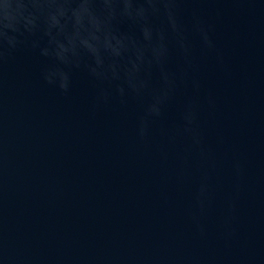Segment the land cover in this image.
<instances>
[{"label": "water", "instance_id": "95a60500", "mask_svg": "<svg viewBox=\"0 0 264 264\" xmlns=\"http://www.w3.org/2000/svg\"><path fill=\"white\" fill-rule=\"evenodd\" d=\"M183 7L186 23L198 10L216 49L203 50L192 38L199 92L180 85L151 123L147 145L136 135L146 101L130 96L122 105L114 96L94 109L97 86L84 71L74 72L62 95L42 80L44 60L27 48L4 65L0 231L24 264L153 255L264 264V0ZM177 64L173 52L169 68ZM152 83H159L155 71ZM192 97L214 167L187 137L170 143L161 135L182 126L181 107ZM205 168L210 203L201 237L189 212ZM230 202L233 234L225 237Z\"/></svg>", "mask_w": 264, "mask_h": 264}, {"label": "clouds", "instance_id": "9594fccd", "mask_svg": "<svg viewBox=\"0 0 264 264\" xmlns=\"http://www.w3.org/2000/svg\"><path fill=\"white\" fill-rule=\"evenodd\" d=\"M199 0H0V108L3 103L2 69L12 55L27 48L44 60L41 78L62 95L73 86V74L84 71L96 84L93 108L107 106L118 97L122 105L130 96L146 101L138 119L136 135L147 145L150 125L163 116L165 106L181 84L190 83L199 92L200 83L193 73L195 63L192 38L201 48L215 51L216 45L207 25L193 9L189 23L183 5ZM173 52L178 58L175 70L169 68ZM159 83H152L153 72ZM209 98V103H211ZM198 100L189 98L181 107L183 124L174 131L161 130L170 143L187 137L202 161L214 167L204 147L198 123ZM166 159V153L161 149ZM241 174V165H235ZM210 172H201L190 218L201 237L206 235L203 217L210 203ZM223 222V235L233 234L231 211ZM0 260L4 264H24L23 258L9 251L0 231ZM79 264H200L196 257L106 256Z\"/></svg>", "mask_w": 264, "mask_h": 264}]
</instances>
